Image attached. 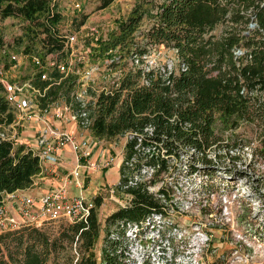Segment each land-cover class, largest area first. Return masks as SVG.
Returning <instances> with one entry per match:
<instances>
[{
  "label": "trees",
  "instance_id": "trees-1",
  "mask_svg": "<svg viewBox=\"0 0 264 264\" xmlns=\"http://www.w3.org/2000/svg\"><path fill=\"white\" fill-rule=\"evenodd\" d=\"M51 1L0 0V20L14 17L25 23L15 44L29 58L43 61L47 55L66 54L55 27L60 15L50 12ZM113 1L98 0L97 9ZM145 17L151 23L140 33ZM219 25L222 29L215 33ZM116 48L127 51L129 60L113 84L88 89L91 99L86 105L71 94L73 75L49 72L58 81L52 83L34 73L30 83L47 88L41 107L61 100L85 112L94 137L126 136L116 186L128 196L127 203L105 217L103 228L97 216L102 201L96 196L85 219L69 221L53 239L32 226L6 232L0 235V264L55 262L64 243L76 245V256L68 254V264H131L129 227L154 224L155 216L163 219L167 214L173 185L150 190L162 176L177 170H185L188 178L196 173L209 176L199 190L210 193L216 189L212 179L217 173L229 179L245 177L238 167L243 149L264 162V0H136L130 15L101 45L103 51ZM160 48L171 53L172 65L145 61ZM14 119L0 83V132ZM39 171L37 154L0 136V200L29 187ZM144 172L150 176L144 178ZM173 180L177 185L178 173ZM101 230L98 261L93 248ZM7 236L15 237L12 246L1 244Z\"/></svg>",
  "mask_w": 264,
  "mask_h": 264
},
{
  "label": "rangeland",
  "instance_id": "rangeland-1",
  "mask_svg": "<svg viewBox=\"0 0 264 264\" xmlns=\"http://www.w3.org/2000/svg\"><path fill=\"white\" fill-rule=\"evenodd\" d=\"M135 2L136 0H114L103 9H97L98 0L50 2V12L55 11L60 15V20L55 23L58 33L60 35L76 33L79 40H84L86 48L84 55L88 56L90 63L99 67L91 81L93 87H104L113 83L121 67H124L130 58L127 51H119L118 48L113 51H103L101 45L108 41L119 23L130 15ZM85 17L87 18L84 24L77 27L79 21ZM150 23L151 19L145 17L138 31L144 33ZM24 24L19 18L14 17L0 20V64L5 66L8 80L21 84H27L36 71L32 58L23 55L15 44ZM221 29L219 25L214 32L218 33ZM136 39L140 42L143 37L138 34ZM72 47L74 50L76 46ZM70 54L69 47V51L62 57L52 56L61 62H67L73 56ZM13 55L17 60L11 59ZM110 59L112 63L106 66V61ZM145 61L149 64L167 63L170 66L172 55L167 49H154ZM112 64L116 67L111 66ZM68 75L76 78L81 76L79 73ZM23 92L33 96L26 86ZM55 103L57 105L52 106L63 108L61 100ZM23 123L25 121L19 120L18 123L15 122L14 127L9 128V135L16 133L14 141H17ZM76 134L78 137H85L82 139V147L90 154L87 159L94 163V166L82 170V192L92 202L94 197H101L102 202L97 209V216L103 228L105 217L128 201V196L116 186L118 182L116 164L122 161L126 136L121 135L112 140L98 139L85 125L79 126ZM88 147L92 150H88ZM242 152L243 158L238 167L245 171V177L229 179L225 174L217 173L212 179L217 184L216 189L210 193H201L199 190V183L208 182L209 176L196 173L188 178L185 170L181 172L177 170L172 174L173 176H160L161 180L156 185L150 186V190L156 192L164 183L168 186L173 185L167 214L163 219L155 216L154 224L147 223L139 229L135 226L129 227L127 233L130 241L128 245L130 263L264 264V162L252 159L249 148L243 149ZM87 159H84L82 164H86ZM176 173H178L177 185L173 184ZM149 176L150 172L143 173L144 178ZM67 177L69 185L74 186L71 173ZM18 194L33 197L24 192ZM8 205L12 215H16L14 204L8 203ZM68 223H70L68 220L63 219L29 228H37L53 239ZM9 231L16 230L1 231L0 235ZM102 236L101 230L93 248V254L98 261ZM13 238L15 237H4L1 244L12 246ZM64 245V248L57 250L55 262L51 259L47 264H68L69 255L75 258L76 245L74 243L70 245L64 243Z\"/></svg>",
  "mask_w": 264,
  "mask_h": 264
},
{
  "label": "built area",
  "instance_id": "built-area-1",
  "mask_svg": "<svg viewBox=\"0 0 264 264\" xmlns=\"http://www.w3.org/2000/svg\"><path fill=\"white\" fill-rule=\"evenodd\" d=\"M249 26L254 28L256 23L251 22ZM61 37L64 40V50L67 53L70 47V55L74 57L72 56L70 61L61 62L54 58L53 56L55 55L53 54L47 55L43 61L34 56L32 57V61L36 65L34 73H39L41 80H53L52 83H57L58 81L51 79L49 72L57 71L62 77L79 73L81 76L75 78L76 84L71 94L79 105H86L87 101L91 99L88 89L103 88L93 87L91 83L99 67L90 63L88 56L84 55L86 50L83 43L84 40H79L76 33H67L61 35ZM73 45L76 46L74 50H72ZM77 50L79 51L77 52ZM74 53L77 54L74 55ZM11 59L17 60L14 55L11 56ZM73 63L75 64L72 65ZM110 63H112L111 59L106 61V66ZM120 74L119 70L114 82ZM0 83L4 88V97L15 113L14 121L0 132V136L11 139L16 143L17 141L13 139L15 135H9L8 133L9 128L13 127L15 122L18 123L19 120L37 122L40 124V128L35 134V143L27 147L39 156L40 161L47 159L57 160L59 153L65 147H69L75 153L77 160L70 172L74 186L77 189V193L74 196L68 195V177L57 188L46 192L36 199L31 196L19 195L16 192L6 193L0 200V232L16 230L22 226L40 227L45 222L63 219L68 221L84 220L89 209L93 206V202L83 195L81 174L84 168H90L94 166V163L87 159L90 154L82 147V143L76 139L75 135L60 125L61 123L71 122L78 127L85 125L88 129V120L85 118L86 113L79 110L74 111L70 106L71 104H65L64 102L62 104L63 108L52 106L57 105L55 102H50L47 106L41 107L40 98L45 95L47 88H36L30 81L27 84H21L8 80L2 64H0ZM25 86L33 96L26 95L23 92ZM83 158L87 159L86 164L79 163ZM8 203L14 204L16 215H12V210Z\"/></svg>",
  "mask_w": 264,
  "mask_h": 264
},
{
  "label": "crops",
  "instance_id": "crops-1",
  "mask_svg": "<svg viewBox=\"0 0 264 264\" xmlns=\"http://www.w3.org/2000/svg\"><path fill=\"white\" fill-rule=\"evenodd\" d=\"M14 126L15 125H13V127ZM60 126L72 132L79 142L82 143L83 142L82 139H85L84 136H83L84 138L83 137L81 138V137H78V135L76 134L77 128L79 127L75 123H71V122L61 123ZM21 127L19 129L17 142L23 143L26 146L34 145L35 134L39 130L40 124L37 122H25L23 123V125H21ZM88 150H92V149L88 147ZM84 159L85 158L81 159L79 163L82 164L85 161ZM76 163H77V160L75 158V153L69 147H65L59 153L57 160L53 161V160L47 159L44 161H40V171L34 176L33 182L29 187L24 188V189H19L14 192L16 193L24 192L25 194H29L35 198H38L41 195L45 194L46 192L57 188L62 183V181L70 174L71 170L73 169ZM120 163L121 162H118L116 164L117 169L119 168ZM118 179H119V174H118ZM73 189L77 190L75 186L73 185L68 186L69 196H74L77 193Z\"/></svg>",
  "mask_w": 264,
  "mask_h": 264
}]
</instances>
